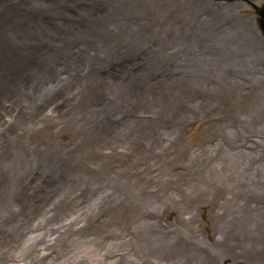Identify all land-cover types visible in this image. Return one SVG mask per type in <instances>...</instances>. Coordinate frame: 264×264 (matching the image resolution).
Returning <instances> with one entry per match:
<instances>
[{
	"label": "rangeland",
	"instance_id": "1",
	"mask_svg": "<svg viewBox=\"0 0 264 264\" xmlns=\"http://www.w3.org/2000/svg\"><path fill=\"white\" fill-rule=\"evenodd\" d=\"M212 2L236 3V16L249 19L255 39L246 52L222 49V54L209 44V30L197 20L223 14ZM263 3L0 0V264L98 262L94 255L83 257L82 248L116 236L83 230L86 203L68 208L49 232L36 224L28 231L22 224L34 215V223L45 224L57 206L66 205L67 192L55 184L72 170L86 175L103 170L129 189L132 203L172 227L193 213L192 225L209 246L214 237L228 239V228L216 219L225 210L227 191L221 204L214 206L209 198L187 209L179 199L189 184L178 178L211 172L227 179L261 176L264 34L258 10ZM170 4L187 10L171 16ZM226 55L234 60L231 69L220 62ZM237 58L254 64L245 70ZM26 160L27 170L18 163ZM24 174L29 177L17 182ZM105 188L102 183L93 190L100 195ZM118 209L109 205L100 216L116 233L123 226ZM71 218L78 220L75 236ZM238 233L243 238V231ZM261 233L249 254L241 247L232 250L228 239L223 264H264ZM126 236L121 244L132 246L133 236ZM33 247V258L23 260L20 254Z\"/></svg>",
	"mask_w": 264,
	"mask_h": 264
},
{
	"label": "bare ground",
	"instance_id": "2",
	"mask_svg": "<svg viewBox=\"0 0 264 264\" xmlns=\"http://www.w3.org/2000/svg\"><path fill=\"white\" fill-rule=\"evenodd\" d=\"M212 4L223 14L216 13L214 16L202 17L197 20L199 28L209 30L206 33L209 35V44L214 48H220L222 54L224 53L222 49H228L232 54L235 51L241 53L245 49L248 50L249 43H252L255 39V36L250 32V28L246 25L249 24V19L236 16L235 11L238 9L236 3L212 2ZM182 7L180 5H171L170 15L175 16L187 10L186 7ZM239 37H242V39L240 40ZM226 56L220 62L231 69V62L234 60L232 56ZM236 61H239L242 68L254 64V60L251 61L250 65L242 58H237ZM215 64H218V62ZM252 74L256 75L255 73ZM251 78L253 77L250 76L249 79ZM28 162L29 160H26L23 164L20 161L18 163L22 169L27 170L26 164ZM259 170H261V176L258 178V181H255L254 177L242 173L236 176L231 175L228 179L225 174L216 173L213 175L214 173L212 172L209 176L182 175L178 178V181H186L189 184V188L187 189L188 194L185 192L180 193V203H183L187 209H193L194 205H197L199 201H208L210 198L214 202V205L215 202L219 201L221 194L227 191L230 197H225V210L218 214V218L216 219L222 226L228 228L230 234L228 239L231 242L233 241V245L231 244L230 246L232 250L241 247L243 254H249L255 246L254 242L256 240L260 241L262 238L261 231L264 232V226L261 231L259 227H256L258 223L264 225V162H261ZM34 172L36 171L31 169L30 176ZM47 174L50 176V180H52V173L48 171ZM220 174L222 176L218 177L217 175ZM44 175L42 174V176ZM27 177L29 176L24 174L23 177H20L16 181L23 183ZM94 180L96 181V186L102 183L106 185V188L100 195H96L93 190L96 187L91 184ZM226 181L228 185L223 184ZM55 185L59 189L62 188L64 192H67L65 194L67 198L66 205L57 206L56 215L51 219H47L45 224H42L40 220H36L37 222L34 223L37 215L32 216L33 218L29 217V220L25 219L22 224L25 225L24 227L28 231L36 224L49 232L51 231L49 229L54 228L53 222L65 219L64 216L68 208L75 211V206L78 202L86 203L83 217H81L85 223V225L83 224V230L90 232L93 228H96L99 234L102 233L101 235L111 233L112 236H116L110 241L106 240L105 244H101L100 240L97 246L89 244L82 248L85 254L83 257L89 259H92L91 257L94 256L98 257L96 259L98 262L90 264H223V259L227 258L225 255L222 256L221 252L224 250L223 248L227 247L228 239H216L214 237L212 240L213 247L202 242L201 233L195 230V227L192 225L193 213L189 216V221L183 219L179 225L172 227L162 222L159 218L154 217L144 207L132 203L130 192H128L129 189L125 190L122 184L110 180L103 170H95L88 175L75 170L68 171L59 177ZM176 188L177 190L179 189V187ZM259 195L262 200L261 205H259ZM218 203L221 204L220 202ZM109 205H115L116 210L120 205V208L116 212V214H119V220H122V222L119 221V226L123 225L121 230L119 229V233H116L115 230L112 231L111 221L100 217L103 215L104 209ZM75 219H69L71 221L68 226L70 227L72 236L77 234V231L73 228L78 222V220L74 222L73 220ZM132 224L139 227L133 231L129 229L125 233V230L122 232L123 227L125 229L131 228ZM239 231H243V238L239 237ZM121 234H126V237L129 235L133 236L132 242L129 241V244L133 243L132 246L121 244L120 239L123 236ZM23 239L26 240V238ZM78 241L80 240H75V242ZM41 243L42 241L36 243V246ZM122 246H125L126 249L121 248ZM207 246L210 247V251L209 249H205ZM35 247L26 252L23 251L20 254L21 258L23 260L33 258ZM94 250H97L96 254H92ZM102 250L104 252H101ZM202 251L205 252L203 253Z\"/></svg>",
	"mask_w": 264,
	"mask_h": 264
}]
</instances>
